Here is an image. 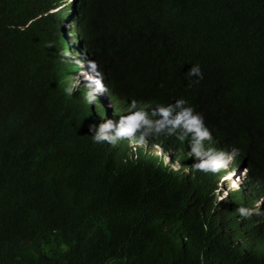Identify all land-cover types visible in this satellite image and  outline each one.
I'll return each mask as SVG.
<instances>
[{"label": "trees", "instance_id": "16d2710c", "mask_svg": "<svg viewBox=\"0 0 264 264\" xmlns=\"http://www.w3.org/2000/svg\"><path fill=\"white\" fill-rule=\"evenodd\" d=\"M22 1L0 0V264H264L263 255L218 256L232 244L224 222L212 221L207 239L187 229L158 245L155 218L173 220L181 208L150 215L141 211L145 199L126 192L120 195L133 205L118 202L114 183L128 176L95 174V144L73 97L65 100L72 124L56 128L51 150L43 145L49 153L7 127L9 88L27 89L24 45L55 20L43 15L46 0L41 7L24 0L32 6L25 10ZM81 1L113 96L169 125L190 119L191 109L213 137L210 147L246 155L251 192L264 197V0ZM13 38L21 44L16 54ZM197 65L202 79L189 75ZM44 94L35 95L38 104ZM6 158L21 170L4 174Z\"/></svg>", "mask_w": 264, "mask_h": 264}, {"label": "clouds", "instance_id": "9594fccd", "mask_svg": "<svg viewBox=\"0 0 264 264\" xmlns=\"http://www.w3.org/2000/svg\"><path fill=\"white\" fill-rule=\"evenodd\" d=\"M38 1L41 7L44 0ZM46 1L48 9L43 15H54L55 20L44 36L24 45L27 89L19 94L13 86L9 88L7 127H13L23 140L51 150L55 136L60 134L56 128L72 124V108L65 100L73 97L83 117L84 132L95 144V174L109 176L118 169L128 176L114 183L118 202L125 208L133 205L120 195L126 192L145 199L140 203L141 211L150 215L160 214L172 205L181 208L173 220L155 218L152 229L158 245L165 244L168 232L185 235L187 229L207 239L209 225L215 221L229 225L227 234L232 241L219 251V257L232 250L252 252L251 237L243 230V223L256 221L264 225V197L251 192L253 182L246 155L232 147H210L213 137L202 126L200 117L191 116V109L185 112V118L190 119L169 121L173 123L169 125L114 97L88 42L87 8L81 0ZM31 7L24 0L19 5L21 10ZM20 45L13 38L14 54ZM78 69L93 73L95 78L81 80L86 76L79 77ZM189 75L203 78L198 65ZM41 93H45L44 102L38 104L35 95ZM138 128L141 135L131 136ZM17 168L15 161L7 159L4 174ZM227 210L234 211V220L225 215Z\"/></svg>", "mask_w": 264, "mask_h": 264}, {"label": "rangeland", "instance_id": "374dc122", "mask_svg": "<svg viewBox=\"0 0 264 264\" xmlns=\"http://www.w3.org/2000/svg\"><path fill=\"white\" fill-rule=\"evenodd\" d=\"M68 12L64 14L65 18L67 16ZM74 84L77 85V83L74 81ZM124 126V125H123ZM121 129V128H120ZM183 159V157H181ZM225 215L234 220V211L227 210L225 212ZM240 227V225H238ZM259 226V227H258ZM243 230L245 232L249 233V236L251 237L252 240H254L259 247L264 246V225L257 223L256 221H248L243 223Z\"/></svg>", "mask_w": 264, "mask_h": 264}, {"label": "bare ground", "instance_id": "6f19581e", "mask_svg": "<svg viewBox=\"0 0 264 264\" xmlns=\"http://www.w3.org/2000/svg\"><path fill=\"white\" fill-rule=\"evenodd\" d=\"M57 10V8H55ZM77 73L80 76H86L85 78H80L81 80H90V79H94L95 76L93 75V73L89 72V71H85L83 69H78ZM138 132H141V130L138 128L131 136H134V134H136L135 136H137ZM141 135V134H138ZM249 244L252 247V252L249 251V256L251 255L252 257H254L255 255L257 257L262 256L264 258V246L259 247V245L252 239H250ZM253 253V254H252ZM240 255H245L246 253H239ZM255 254V255H254Z\"/></svg>", "mask_w": 264, "mask_h": 264}]
</instances>
